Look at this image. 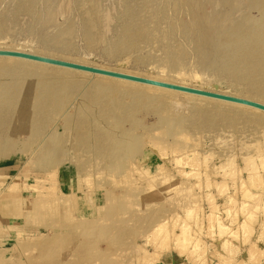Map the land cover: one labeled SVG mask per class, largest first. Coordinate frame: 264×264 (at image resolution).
Returning a JSON list of instances; mask_svg holds the SVG:
<instances>
[{
    "label": "rangeland",
    "instance_id": "rangeland-1",
    "mask_svg": "<svg viewBox=\"0 0 264 264\" xmlns=\"http://www.w3.org/2000/svg\"><path fill=\"white\" fill-rule=\"evenodd\" d=\"M7 1L3 0L4 13L13 5ZM104 1L100 0L97 29L102 41L88 43L78 33L71 47L44 42L41 32L55 26L75 21L80 27L84 8H77L79 16L74 0H47L50 20L42 17L38 28L30 15L19 13L0 31V46L169 77L264 101L263 87L210 66L212 54L201 62L180 33L171 38L184 45L187 54L180 61L182 74L170 69L161 74L167 47H178L167 38L169 22L158 1L154 11L145 12L157 21L154 40L143 43L139 51L110 53L105 41L114 38L120 21L116 16L126 3ZM214 7L229 13L226 5L212 2L210 8ZM179 13L168 15L176 21ZM251 13L257 15L255 9ZM73 80L78 82L66 103L77 102L64 114L66 103L56 114L33 109L30 115L37 111L36 116L28 127L32 136L21 130L22 150L0 159V165L10 169L9 177L0 178V264H264V115L203 105L181 94L161 98L167 107L157 102L137 110L132 107L136 95L124 88L105 82L94 85L89 76ZM112 100L122 103L119 112L111 109ZM144 100L151 98L146 95ZM204 113L207 117L201 119ZM165 116L168 120L163 122ZM52 127L68 132L62 144L67 161L57 154ZM1 145L0 141V149ZM22 162L26 165L21 168Z\"/></svg>",
    "mask_w": 264,
    "mask_h": 264
},
{
    "label": "bare ground",
    "instance_id": "bare-ground-1",
    "mask_svg": "<svg viewBox=\"0 0 264 264\" xmlns=\"http://www.w3.org/2000/svg\"><path fill=\"white\" fill-rule=\"evenodd\" d=\"M46 1L47 0H12V1L10 0V3L13 2L12 6L9 5L10 8L8 10L10 11V13L9 12L4 13L3 8L5 6L3 7V0H0V31L4 30V27L8 26V24L12 22L19 13L22 15L24 13H26L25 15L27 14L30 15L32 17V21L36 23L37 27L38 28L42 27L43 25L42 22H44V20L42 21V17L47 18L46 20H50L52 18L51 9L50 10L48 9L49 8L48 5H44ZM114 1L118 2L117 0H113V2ZM124 1L126 5L121 10V12L118 14L119 16H116L119 18L118 20H120L119 22H117L118 25L114 26V28L117 27L116 34L115 36L112 35V38L114 37L112 40L110 39L111 38L110 37L109 38L110 40L108 39L109 41L107 40L105 41L106 47L110 53H119V52L123 53L127 51L132 52L133 50L140 49V46L143 43H147V42L150 43L154 40L155 33L158 31L157 21L152 19L151 14L146 15L145 12H147V10L150 8H152L154 11V8H153L154 3L158 1V3L161 4V9H162L160 10V12H164L162 16L168 19V22H169L168 23L169 30L167 32V38L170 39L171 42H173L172 44H174L175 41L171 37H173L177 33H180L184 36L187 44L195 52L196 56L201 60V62H203V60L207 61L208 59L206 58L210 54H212L213 59L211 61H208L210 66H219L221 68H224L228 70L231 74L237 77H240V78L249 79L264 88V0H141V3L138 2L139 4L136 1L138 5L136 3H133L135 2V0H124ZM212 2H215L216 4H220V6L226 5L229 8L228 9L229 13L227 12L228 16L226 15V12L220 11V8H215V7L210 8ZM101 5H102V1H101ZM74 7L76 8V11H77V8L84 7L82 11L80 10L83 14V18L81 16L82 21L79 20L81 23L78 22L81 24L80 27L74 24L76 23L75 21L74 23L65 22L66 24L63 26H55L53 27L51 31L46 30L47 32H41L42 40L44 42L49 43L50 45L52 44V45H60L62 47H71L73 46L72 39H74V36L78 33H80L79 36L84 35L88 43H91L92 41H95V40L97 41L103 40V38L99 35L101 33H98L100 31L98 29L99 27L98 26L99 25L98 15H99V8H100V0H74ZM205 7L209 8L210 10L207 12ZM254 9L256 10L257 15H252L251 11ZM169 11L171 12L175 11L177 13L180 12L182 15L181 17H179L178 20L173 21L171 20V17L168 15ZM236 12L240 13L239 17L230 18ZM78 13L77 15L80 16V13L79 14ZM18 21L19 20H17V22ZM29 23H26V25L27 24L29 25ZM97 29H98V32H97ZM39 35L41 36V34ZM175 45L176 46L174 47H178L176 51L172 50L170 46L167 47L166 61H165V64L161 66V70H162L161 74H163L164 72L166 73V71H164L166 69L167 70L170 69V71L176 72V74H179V75L182 74V69L180 68V61L183 60L185 56H187V54L184 50L185 48H183L184 45H180V43H175ZM0 50L31 53V54H35L39 56L59 59L63 61H69V62L81 64V65H87L90 67H97L99 69H105L109 71L124 73L127 75L144 77L147 79L161 81L164 83L181 85L184 87H191L195 89H201L205 91H211L215 93L229 95L232 97L248 99V100L255 101V102H258L264 105V101L258 98L240 95L237 93H232V92H227V91L216 90L212 88H206L203 86H197L195 84H189L184 81L174 80L169 77H164V76L156 77V76L141 74L138 72L125 70L121 68L118 69V68H113V67L100 66V65H96L92 63L82 62L81 60L79 61L77 59L63 58L61 56H56V55L54 56V54L53 55L45 54L43 52L40 53V52L27 50L23 48H17V47L0 46ZM141 58L144 59L145 56ZM199 59L197 60L199 61ZM197 60H194V61L198 62ZM5 74H7V76L3 77V75ZM75 76H81V77L89 76L90 78L95 79V80H89L90 83L94 81V85L97 84L98 86L100 85L99 83L102 84V82H105L106 84H108L107 86L111 85L110 87L124 88V92L127 93L128 95L129 93L135 94L136 97H135V100L133 101L134 104L132 107H135L137 110L145 107L149 103L156 104L157 102H159L160 104H163L162 106H166L167 103L165 105L164 104L165 102H163L161 98L163 97L171 98V97H175L176 95L181 94L187 99L192 98V99L202 100L203 103L201 104L203 105L212 104L218 107H221L220 105H222L229 109L245 111L254 116L264 115V110H261L259 108H255L249 105L241 104V103L228 101V100L209 97L205 95H198L194 93H189L185 91H180L176 89L161 87V86L147 84V83H141V82L117 78V77H111V76H107V75H103L99 73H93L89 71L73 69V68L64 67L60 65L44 63L40 61L23 58V57L0 55V141L2 144L1 145L2 148L0 149V159L9 158L13 150H22L23 145L20 144L19 142H23V141L20 140V138L18 137L19 134L21 133V130L23 131L25 129L26 131L25 134H27L28 138L32 136V132L29 130L28 127H30L29 122L30 124H32L31 120L35 119V116H36L35 113L37 111L34 113L35 115L33 114L34 118L31 117L30 115L33 109L36 110L37 108H41V109L46 108L48 110H51V112L55 111V114H56V110H58V108L61 105L66 103V100L70 98L69 96H71L70 92H72L73 88L76 86L78 82V81L76 82V80L78 79H76L74 82L73 79L75 78ZM171 76H174V75H171ZM84 85L86 86V84ZM145 94L151 98V101L144 100V96H146ZM76 102L77 100L74 99L71 102V104L68 105L66 103L68 106L66 105L67 108L62 109L63 114L64 112H67L68 108L71 107ZM89 104L91 105V103ZM109 104L112 106L111 109L113 110L121 109L123 107L122 103L117 102L116 100L109 101ZM98 105L102 106L101 103ZM127 108L128 107H124V110H128ZM48 110L46 111L48 112ZM117 111L119 112V110ZM125 112L128 113V111H125ZM41 113L39 114L41 115ZM87 113H88V109H87ZM112 114L110 113L109 115H112ZM100 117H101V114H100ZM205 117H207V115L204 113L201 116V119ZM51 118H52V115H51ZM65 118L67 119V116ZM85 118L87 119V117ZM101 119L103 120L102 117ZM105 119H106V116H105ZM111 119H113V117ZM212 119H214V117L211 116L209 120L212 121ZM119 120H121V117L116 116L115 122H119ZM167 120L168 119H166V116H165L163 122H166ZM46 121L48 122V119ZM211 121L209 124H211ZM64 122L66 123V121ZM107 122L109 121L107 120ZM169 122H170V119H169ZM58 123L59 122H57L56 124ZM100 123L99 125H101ZM81 126H82V123H81ZM162 128H164V125H162ZM34 129L32 131H34ZM70 130L71 128L69 129V133H70ZM67 133H64V131L60 132L57 130V128L52 127L53 136L55 138H58V140H60V143H61V145L59 146L58 140H57V146H58L57 154L60 157V159H62L63 161H67V159H69L63 154V148H62V146L65 145L64 141L67 142L66 140ZM67 137H68V134H67ZM74 141H75V138H74ZM25 163L26 162H22L20 164V167L22 168L23 166H25L26 165ZM1 177L3 178V177H9V176L5 174H0V178ZM223 264H227V261L226 263H223Z\"/></svg>",
    "mask_w": 264,
    "mask_h": 264
},
{
    "label": "water",
    "instance_id": "water-1",
    "mask_svg": "<svg viewBox=\"0 0 264 264\" xmlns=\"http://www.w3.org/2000/svg\"><path fill=\"white\" fill-rule=\"evenodd\" d=\"M0 55L23 57V58H27V59H31V60H35V61L50 63V64H54V65H60V66H64V67H69V68L83 70V71H89V72H93V73H99V74H103V75H107V76H111V77H117V78L137 81V82H141V83H147V84L157 85V86H161V87H167V88L185 91V92H189V93H194V94H198V95H205V96H209V97H214V98L228 100V101H232V102H236V103H241V104L249 105V106L264 110L263 104L255 102V101H251L248 99H243V98H239V97H232L229 95H224V94L215 93V92H211V91H205V90H201V89H195V88H191V87H184L181 85L164 83L161 81H155V80L147 79L144 77L127 75L124 73L109 71V70H105V69H99L97 67H90L87 65H81V64H77V63H73V62H69V61L53 59V58L39 56V55L31 54V53L0 50Z\"/></svg>",
    "mask_w": 264,
    "mask_h": 264
},
{
    "label": "crops",
    "instance_id": "crops-1",
    "mask_svg": "<svg viewBox=\"0 0 264 264\" xmlns=\"http://www.w3.org/2000/svg\"><path fill=\"white\" fill-rule=\"evenodd\" d=\"M8 172H10V169L9 167H7L6 165H0V174H7ZM10 200L13 198V197H9ZM14 198H17V197H14Z\"/></svg>",
    "mask_w": 264,
    "mask_h": 264
}]
</instances>
